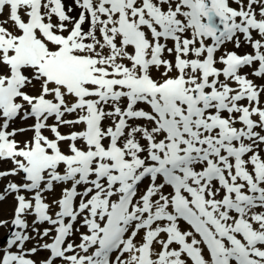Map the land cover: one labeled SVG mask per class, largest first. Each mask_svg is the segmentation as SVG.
I'll return each instance as SVG.
<instances>
[{
  "label": "snow or ice",
  "instance_id": "snow-or-ice-1",
  "mask_svg": "<svg viewBox=\"0 0 264 264\" xmlns=\"http://www.w3.org/2000/svg\"><path fill=\"white\" fill-rule=\"evenodd\" d=\"M0 264H264V0H0Z\"/></svg>",
  "mask_w": 264,
  "mask_h": 264
}]
</instances>
